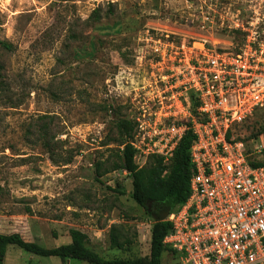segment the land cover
<instances>
[{"label":"rangeland","instance_id":"374dc122","mask_svg":"<svg viewBox=\"0 0 264 264\" xmlns=\"http://www.w3.org/2000/svg\"><path fill=\"white\" fill-rule=\"evenodd\" d=\"M257 16L263 34L264 0H0V40L12 47L0 48V233L52 249L79 230L105 259L148 262L154 220L133 201L131 176L112 170L117 123L132 118L129 78L157 74L145 33L235 51L237 27ZM263 122L261 108L239 131L251 149ZM1 264L91 263L8 246ZM162 264L181 263L165 252Z\"/></svg>","mask_w":264,"mask_h":264},{"label":"built area","instance_id":"2783aa9c","mask_svg":"<svg viewBox=\"0 0 264 264\" xmlns=\"http://www.w3.org/2000/svg\"><path fill=\"white\" fill-rule=\"evenodd\" d=\"M254 19L237 27L244 38L235 51L147 31L157 74L129 78L136 165L153 155L169 163L185 133L194 135L189 196L164 220L172 229L163 244L181 264H264L263 136L251 149L239 132L264 108V32Z\"/></svg>","mask_w":264,"mask_h":264},{"label":"trees","instance_id":"16d2710c","mask_svg":"<svg viewBox=\"0 0 264 264\" xmlns=\"http://www.w3.org/2000/svg\"><path fill=\"white\" fill-rule=\"evenodd\" d=\"M95 14V13H94ZM239 32L244 38V33ZM242 38V39H243ZM0 48L12 51L10 44L0 40ZM121 136V150L119 151V163L112 170L122 169L131 176L133 201L145 208L146 213L151 208L155 213L169 208L170 212L177 210L189 196V181L192 175L190 161V146L194 140L191 132H186L178 147L173 152L169 163H164L161 156L153 155L147 158L144 166L138 167L134 162L135 150L129 139L133 133L134 124L127 119H121L117 123ZM259 134L263 136V160L257 165L264 168V122L260 124ZM2 187L0 186V194ZM172 226L168 221H153L150 228L149 260L141 259H105L88 247L87 235L79 230L69 232L70 242L52 249H44L33 242L25 241L18 233L9 235L0 233V264L2 263L8 246H16L26 253L42 257H57L61 260L73 259L91 264H162V255L170 253L177 258L174 251L163 244L165 236L171 231ZM110 246L122 248L123 243L113 229L109 234ZM125 242V241H124Z\"/></svg>","mask_w":264,"mask_h":264},{"label":"water","instance_id":"95a60500","mask_svg":"<svg viewBox=\"0 0 264 264\" xmlns=\"http://www.w3.org/2000/svg\"><path fill=\"white\" fill-rule=\"evenodd\" d=\"M148 211H150V208H148ZM169 212H170V209L165 208L162 211H158L157 213L155 212L151 213V216L153 220L155 221H164L167 218Z\"/></svg>","mask_w":264,"mask_h":264}]
</instances>
